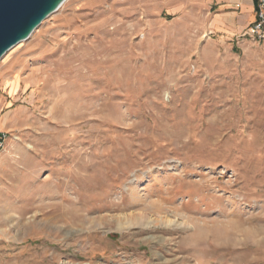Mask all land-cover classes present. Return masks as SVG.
Here are the masks:
<instances>
[{
    "label": "rangeland",
    "instance_id": "obj_1",
    "mask_svg": "<svg viewBox=\"0 0 264 264\" xmlns=\"http://www.w3.org/2000/svg\"><path fill=\"white\" fill-rule=\"evenodd\" d=\"M218 11L67 0L2 58L0 264H264V41Z\"/></svg>",
    "mask_w": 264,
    "mask_h": 264
},
{
    "label": "water",
    "instance_id": "obj_2",
    "mask_svg": "<svg viewBox=\"0 0 264 264\" xmlns=\"http://www.w3.org/2000/svg\"><path fill=\"white\" fill-rule=\"evenodd\" d=\"M67 0H0V61L34 32Z\"/></svg>",
    "mask_w": 264,
    "mask_h": 264
},
{
    "label": "crops",
    "instance_id": "obj_3",
    "mask_svg": "<svg viewBox=\"0 0 264 264\" xmlns=\"http://www.w3.org/2000/svg\"><path fill=\"white\" fill-rule=\"evenodd\" d=\"M218 7L213 19L214 29L233 36L241 34L257 19L256 0H218ZM0 130L3 131L1 126Z\"/></svg>",
    "mask_w": 264,
    "mask_h": 264
},
{
    "label": "built area",
    "instance_id": "obj_4",
    "mask_svg": "<svg viewBox=\"0 0 264 264\" xmlns=\"http://www.w3.org/2000/svg\"><path fill=\"white\" fill-rule=\"evenodd\" d=\"M257 19L252 25L251 35L258 41H264V0H256ZM9 140L7 132L0 130V155L4 153Z\"/></svg>",
    "mask_w": 264,
    "mask_h": 264
},
{
    "label": "bare ground",
    "instance_id": "obj_5",
    "mask_svg": "<svg viewBox=\"0 0 264 264\" xmlns=\"http://www.w3.org/2000/svg\"><path fill=\"white\" fill-rule=\"evenodd\" d=\"M177 222L178 221L176 219H171L169 217H164V216L154 217L151 215L142 214V216H140L137 221L128 220L127 223L120 225V228L128 231L135 227L149 228L151 226H158L160 224L173 226L174 224H177ZM179 225L184 226L185 222L179 223Z\"/></svg>",
    "mask_w": 264,
    "mask_h": 264
}]
</instances>
